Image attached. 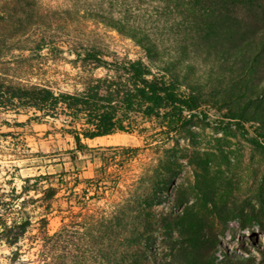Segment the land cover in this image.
I'll list each match as a JSON object with an SVG mask.
<instances>
[{
  "label": "rangeland",
  "instance_id": "1",
  "mask_svg": "<svg viewBox=\"0 0 264 264\" xmlns=\"http://www.w3.org/2000/svg\"><path fill=\"white\" fill-rule=\"evenodd\" d=\"M99 3L107 4L105 0H36L47 46L41 51L12 49L0 67L15 69L23 80L73 90L82 72L71 62L66 44L95 43L112 55L142 58L153 70L191 83L205 99L209 118L194 117L164 149L144 141L138 131L85 139L89 148L74 161L69 149L75 144L62 129V116L33 118L31 109H0V191L20 189L33 182H25L26 177L46 173L58 185L55 181L63 171L69 178L73 171L79 172L75 186L79 190L85 186L84 179L106 172L116 186L93 198L89 207L128 215L144 203L140 198L147 197L153 217L144 264H184L198 255L208 260L213 255L214 264H264V145L251 142L229 119L232 113H244L255 120L244 123L249 135L264 133V31L257 34L252 29H264V21L251 20L238 8L235 22L220 21L216 12L206 13L208 38L199 40L192 30L188 37L179 30L183 18L173 1L129 0L130 15L157 41L158 55L150 58L127 35L84 16ZM188 11L191 28L192 15L199 11ZM238 22L251 29L243 37H228ZM234 39H240L237 45ZM244 40L249 42L242 44ZM256 44L262 57L254 60ZM167 61L176 66L166 69ZM126 146L140 148L128 156L122 148ZM63 192L61 188L57 195ZM156 199L160 203L153 205ZM28 208L33 217L42 211V207ZM124 216L121 227L127 220ZM48 218L54 231L61 214L52 210ZM9 250L0 245L1 264H9ZM225 251L231 254L225 256Z\"/></svg>",
  "mask_w": 264,
  "mask_h": 264
},
{
  "label": "trees",
  "instance_id": "2",
  "mask_svg": "<svg viewBox=\"0 0 264 264\" xmlns=\"http://www.w3.org/2000/svg\"><path fill=\"white\" fill-rule=\"evenodd\" d=\"M129 0H105L84 16L107 25L120 34L127 35L147 53L150 58L158 55L157 41L151 39L147 29L128 12ZM184 36L189 30L199 40H207L210 26L206 13L216 12L220 21L236 20V8L244 10L246 16L261 24L264 21V0H171ZM36 0H0V66L6 63V54L12 50L29 49L41 51L47 46L43 13L36 8ZM199 13L192 15L191 28L187 18L189 9ZM184 20L187 24L184 23ZM211 26H216L211 24ZM251 28L236 23L233 33L243 37ZM262 34V27L252 28ZM188 34V35H187ZM259 37V36H257ZM234 38V37H233ZM260 38V37H259ZM235 40V39H234ZM232 41L237 45V39ZM254 40V38H249ZM249 42L241 41L242 44ZM257 45V44H256ZM72 54L71 62L78 65L82 74L79 86L73 90H55L50 84L23 80L15 69L0 67V109L18 112L33 110V118L61 117L62 129L74 141L69 149L70 157L76 161L78 153L88 147L85 139L113 134L118 131H138L144 141H154L155 147L167 148L166 144L187 126L194 117L208 119L206 104L201 93L191 83H183L176 76H168L153 68L142 58L112 55L98 44H66ZM260 46L253 48L254 60L261 58ZM167 61L165 68L175 67ZM170 64V65H169ZM254 64V63H252ZM96 69L102 73L95 74ZM234 124L243 129L249 140L264 145V133L249 135L245 122L255 121L244 113H232ZM128 156L140 147H122ZM52 174H38L24 179L20 189L12 187L0 191V245L10 248L9 264H144L150 245V218L153 217L147 197L140 198L143 204L132 208L128 215L123 211L92 210L93 198L105 196L115 185L109 173L84 179L85 186L76 189L79 172L58 174L56 183ZM70 181L72 184L70 185ZM63 188L64 192L58 196ZM32 190L33 194L29 191ZM61 200L63 205L59 204ZM160 203L158 199L153 205ZM42 207L41 213L33 217L28 207ZM52 210L61 214L60 225L50 231L48 214ZM126 215L125 226L120 222ZM229 256V251L223 252ZM213 255L205 259L198 255L184 264H214ZM209 261V262H208ZM1 264V262H0Z\"/></svg>",
  "mask_w": 264,
  "mask_h": 264
},
{
  "label": "crops",
  "instance_id": "3",
  "mask_svg": "<svg viewBox=\"0 0 264 264\" xmlns=\"http://www.w3.org/2000/svg\"><path fill=\"white\" fill-rule=\"evenodd\" d=\"M97 137H100V136H96V137H94V138H97ZM94 138H91V139H94Z\"/></svg>",
  "mask_w": 264,
  "mask_h": 264
}]
</instances>
